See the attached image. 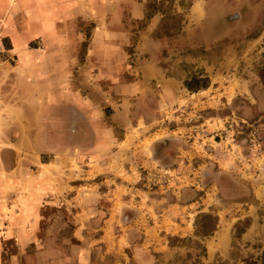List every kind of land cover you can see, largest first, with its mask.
I'll return each mask as SVG.
<instances>
[{
    "label": "rangeland",
    "instance_id": "374dc122",
    "mask_svg": "<svg viewBox=\"0 0 264 264\" xmlns=\"http://www.w3.org/2000/svg\"><path fill=\"white\" fill-rule=\"evenodd\" d=\"M0 264H264V0H0Z\"/></svg>",
    "mask_w": 264,
    "mask_h": 264
},
{
    "label": "crops",
    "instance_id": "0c3cea01",
    "mask_svg": "<svg viewBox=\"0 0 264 264\" xmlns=\"http://www.w3.org/2000/svg\"><path fill=\"white\" fill-rule=\"evenodd\" d=\"M75 45H70V43L66 47H62L61 52H49L46 47H43V49H32V50H25L24 53H22L18 58L19 61V67L22 71H27V73H21L18 74V82L23 83L24 86L26 85V88L37 90L41 83L44 82V85L47 88H50V92L55 91L54 89L59 88V81L57 83H53V60L63 59V64L68 65L71 63V60L69 59V55L72 50L75 49ZM20 50V46L15 47V49L12 50ZM15 53V52H14ZM63 54V55H62ZM44 55V56H42ZM59 55L61 57L58 59ZM55 58V59H53ZM68 59V60H67ZM70 62V63H69ZM117 63V61H116ZM48 72L46 75L43 76V72ZM48 77V80L45 79ZM47 80V81H46ZM74 104V103H73ZM86 108H88V105H85ZM89 128V125H88Z\"/></svg>",
    "mask_w": 264,
    "mask_h": 264
}]
</instances>
